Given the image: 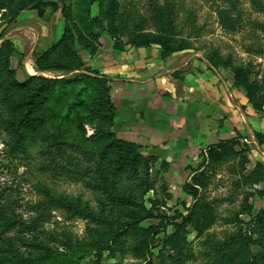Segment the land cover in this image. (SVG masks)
<instances>
[{
  "label": "rangeland",
  "instance_id": "1",
  "mask_svg": "<svg viewBox=\"0 0 264 264\" xmlns=\"http://www.w3.org/2000/svg\"><path fill=\"white\" fill-rule=\"evenodd\" d=\"M26 1L30 0H0L7 5L5 9H0L4 11L0 22V34H2L0 39L2 42L9 41L14 49L9 69L15 72V78L10 77L5 71L0 73V85L6 83L5 85L8 86L14 80L24 82L27 74L39 75L40 73L35 69V54L58 43L69 34L66 28L71 27L73 23V0H48L57 3L58 9L46 7L44 17H40L37 10L30 8H26L14 17L13 11L18 3ZM148 1L119 0L117 24L120 31L116 38L100 30H95L92 34L83 30L81 35L74 33L73 49L76 59L71 60V57L68 59L74 63L73 71H49L41 75L49 78L70 77L78 73L93 74L92 71L96 70L99 72L98 77L107 80L104 82V87H107L106 95L115 107V117L111 123L99 119L85 120L86 137L91 138L96 134L98 125L102 124L117 138L140 146V152L144 157L157 159L150 170L153 189L143 200L148 209L153 206L152 201L156 202L158 212L154 211L159 215L168 216L171 221L180 225V232L176 234L177 228L169 226L166 232L155 234L151 227L158 224L160 219H143L130 228L127 242L122 248L117 249L114 255L109 254L108 250H100L104 245L106 231L83 215L76 214L78 212L68 209L66 205L52 202L48 190L74 199V209H96L97 198L101 195L85 187L83 180L52 178L50 172L42 168L45 160L38 152V145L23 149L19 146L14 150V135L4 125H0V196L2 191L5 192L4 200L0 201V205L7 208L11 205L9 209L6 208L4 216L0 219H5L1 222L5 231L10 229L12 222L16 223L18 230L14 232L11 241L17 246L20 244L17 236L19 235L27 241L47 244L61 251L72 252L80 248L73 264L96 262L145 264V260L148 259L146 253L149 251L154 253L155 264H209L216 250L231 237L245 233L251 228L254 218L263 210L264 181L254 175L259 166L264 167V140L260 142L256 136V134H264L255 133L252 136L238 134L227 139L238 141L236 150L241 154L216 168L215 175L200 189L197 199L185 192L184 186L190 182L197 170L204 169L200 154L211 145L201 150L197 160L183 162L176 160L177 158H165L157 147L120 137L118 129L121 125L119 121L122 106L118 104L117 98L126 86L124 83H116L117 81L114 80L116 77L103 72L100 66L95 64L111 63L131 48L145 49L126 44L130 35L136 32L137 23L141 19L149 20ZM158 1L163 2V0ZM240 1L248 15L252 11L250 0ZM104 2L100 0L92 6L93 17L102 18ZM186 3L197 13L198 23L204 27L205 33L198 38H189L191 48L177 53L198 54L217 72L231 76L233 83V67L251 63L255 66L254 78L264 82V58L247 53V47L255 42L250 36L249 26L238 30L223 26L216 13L217 6L221 4L220 0H186ZM23 13L26 14L22 16ZM69 14L71 17L66 18ZM253 18L264 19L257 13H253ZM51 27L53 32L56 31L54 35L52 33L50 35ZM44 29L46 31L41 36L40 33ZM145 29L147 32L153 31L149 23ZM8 33H13L10 39L7 37ZM117 45H120L122 50H117ZM149 48H156L160 54L159 47ZM215 52H218L224 61L229 60L230 66H224L220 62L217 68L214 67L208 57L214 56ZM63 60L66 61L64 57ZM19 63L23 66H19ZM4 92L6 91L0 88V99ZM163 95L159 96L163 99ZM82 112L90 113L88 110ZM192 212L195 215H191ZM175 217L176 219L172 220ZM186 217L191 221L183 222L182 219ZM22 223H25L29 229L26 230ZM175 235L176 238H172ZM167 239H170L168 244ZM8 247V242L0 244V257L5 256Z\"/></svg>",
  "mask_w": 264,
  "mask_h": 264
},
{
  "label": "trees",
  "instance_id": "2",
  "mask_svg": "<svg viewBox=\"0 0 264 264\" xmlns=\"http://www.w3.org/2000/svg\"><path fill=\"white\" fill-rule=\"evenodd\" d=\"M97 1L100 0H73V23L66 28L69 34L47 50L35 54V69L39 75L27 74L24 82L14 80L8 86L6 83L0 85L6 91L0 99V125L14 135L13 149L38 145V152L45 160L42 168L49 171L52 178L83 180L85 187L101 195L97 198L99 208L74 209V199L48 190L52 202L66 205L104 229L106 238L100 250H108L109 254L114 255L127 242L130 228L143 219H160L158 224L151 227L155 234L166 232L169 226L177 228L178 234L181 226L168 216L156 213V202L152 201L153 206L148 209L143 200L153 189L150 170L157 160L155 157H144L140 146L117 138L102 124L98 125L96 134L91 138L86 137L85 120L99 119L111 123L115 117V107L106 95L107 87H104L107 80L98 77L96 70L92 71L93 74L78 73L70 77L49 78L41 75L49 71H73L74 63L68 59H76L74 33L81 35L83 30L92 34L100 30L113 38L118 36L119 0H104L102 18L92 16V6ZM220 1L216 9L220 23L232 30L249 26L250 36L255 42L247 47V53L264 58V19L253 18V13L264 17V0H250L252 11L248 15L240 0ZM5 4L0 2V9H5ZM49 6L58 9L57 3L48 0L21 2L14 9L13 16L30 8L44 17V9ZM148 7L149 20L141 19L137 23V30L130 35L126 45L135 48L157 46L161 59L165 60L191 48L189 38H198L205 33L204 27L198 23L197 13L187 5L186 0H149ZM69 17L71 14L66 15V18ZM147 23L153 31H146ZM121 48L120 45L116 46L117 50ZM13 53L9 41L4 40L0 46V73L5 71L15 78V72L9 69ZM213 55L208 60L214 67L217 68L220 62L230 66V61H224L218 52ZM19 66H23L22 63ZM254 67L251 63L234 66L233 86L243 91L257 113H263L264 82L254 78ZM82 110L90 113L85 114ZM256 136L260 142L264 140V135ZM238 145L236 139L220 141L202 151L200 157L204 169L197 170L190 182L185 184V192L197 199L200 189L215 175L216 168L239 157L241 153L236 150ZM254 176L264 181V167L259 166ZM4 195L2 191L0 201L4 200ZM10 207L0 205V217ZM192 214L195 215L194 212ZM4 220L0 219V244L8 242L9 247L5 250V256L0 257V264H73L80 252V248L72 252L53 249L47 244L27 241L19 235L20 244L17 246L11 241L18 230L16 223L12 222L10 229L5 231L1 224ZM182 220L191 221L188 217ZM22 225L29 229L25 223ZM172 238H176V235ZM166 243H170V239ZM146 257L145 264H155L153 251L146 253ZM209 264H264V208L254 218L251 228L231 237L216 250Z\"/></svg>",
  "mask_w": 264,
  "mask_h": 264
},
{
  "label": "crops",
  "instance_id": "3",
  "mask_svg": "<svg viewBox=\"0 0 264 264\" xmlns=\"http://www.w3.org/2000/svg\"><path fill=\"white\" fill-rule=\"evenodd\" d=\"M95 66L126 86L117 98L120 137L157 147L167 159L197 160L208 145L238 134H264V112L257 113L232 77L198 54L175 53L163 60L156 48H131L113 62Z\"/></svg>",
  "mask_w": 264,
  "mask_h": 264
},
{
  "label": "built area",
  "instance_id": "4",
  "mask_svg": "<svg viewBox=\"0 0 264 264\" xmlns=\"http://www.w3.org/2000/svg\"><path fill=\"white\" fill-rule=\"evenodd\" d=\"M3 15H4V11L0 10V22H1L2 18H3Z\"/></svg>",
  "mask_w": 264,
  "mask_h": 264
},
{
  "label": "bare ground",
  "instance_id": "5",
  "mask_svg": "<svg viewBox=\"0 0 264 264\" xmlns=\"http://www.w3.org/2000/svg\"><path fill=\"white\" fill-rule=\"evenodd\" d=\"M30 62V61H29ZM30 65V64H29ZM28 68H30V69H32L31 67H28Z\"/></svg>",
  "mask_w": 264,
  "mask_h": 264
}]
</instances>
